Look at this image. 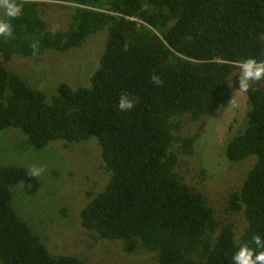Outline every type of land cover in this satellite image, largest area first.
<instances>
[{
    "label": "trees",
    "instance_id": "obj_1",
    "mask_svg": "<svg viewBox=\"0 0 264 264\" xmlns=\"http://www.w3.org/2000/svg\"><path fill=\"white\" fill-rule=\"evenodd\" d=\"M44 1L70 4L65 30L50 29L35 11ZM11 36L0 35V130L14 128L27 145L64 146L94 137L110 178L80 210L81 224L126 252L139 246L158 264H233L241 244L264 238V81L246 94V125L225 145L229 161L254 163L227 208L246 225L218 226L201 192L175 170L179 143L194 151L196 134L178 136V117L199 120L221 111L238 88V62L264 60V0H20ZM107 29L104 51L89 86L61 82L48 101L5 63L13 54L67 51ZM127 95L132 109L119 110ZM29 167L0 165V264H83L52 255L12 207L10 188L34 194L40 182Z\"/></svg>",
    "mask_w": 264,
    "mask_h": 264
},
{
    "label": "rangeland",
    "instance_id": "obj_2",
    "mask_svg": "<svg viewBox=\"0 0 264 264\" xmlns=\"http://www.w3.org/2000/svg\"><path fill=\"white\" fill-rule=\"evenodd\" d=\"M35 11L48 28L65 30L72 8L67 3L44 1ZM106 35L107 29L103 28L89 34L79 46L63 52L48 49L35 56L13 54L5 67L50 101L61 82L72 88L90 85V76L98 68L104 51ZM246 100L245 93L234 89L221 111L196 121L178 117L180 127L173 134L181 137L196 134L194 151L191 155L183 153L177 142L170 147L177 153L175 170L182 180L202 193L219 227L227 222L233 224L236 237L246 220L242 211L227 208L228 198L240 188L255 157L250 155L232 162L224 150L226 142L246 125ZM3 164L43 168L37 176L40 185L34 194H26L22 183L11 186L10 194L17 216L39 236L50 254L74 256L83 264H158L156 254L142 246L126 252L120 241L100 238L81 224V208L110 178L94 137L68 146L63 141H51L37 149L26 144L20 130H0V165Z\"/></svg>",
    "mask_w": 264,
    "mask_h": 264
},
{
    "label": "clouds",
    "instance_id": "obj_3",
    "mask_svg": "<svg viewBox=\"0 0 264 264\" xmlns=\"http://www.w3.org/2000/svg\"><path fill=\"white\" fill-rule=\"evenodd\" d=\"M23 5L20 0H0V35L11 36L13 26L11 20L20 16ZM240 75L238 88L240 92L247 93L254 82L264 81V60L249 57L238 62ZM135 101L127 95H122L119 100V110L126 112L133 108ZM43 168L29 170L31 176H39ZM256 248L249 247L247 243L241 244L232 256L233 264H264V238L257 234L253 236Z\"/></svg>",
    "mask_w": 264,
    "mask_h": 264
},
{
    "label": "water",
    "instance_id": "obj_4",
    "mask_svg": "<svg viewBox=\"0 0 264 264\" xmlns=\"http://www.w3.org/2000/svg\"><path fill=\"white\" fill-rule=\"evenodd\" d=\"M263 15H264V11H263Z\"/></svg>",
    "mask_w": 264,
    "mask_h": 264
}]
</instances>
